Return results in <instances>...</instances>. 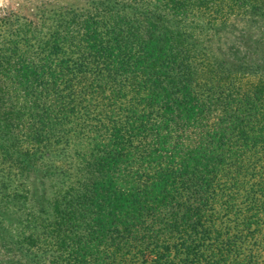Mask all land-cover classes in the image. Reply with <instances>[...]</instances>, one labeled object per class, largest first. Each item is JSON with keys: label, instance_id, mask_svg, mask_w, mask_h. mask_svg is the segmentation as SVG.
Listing matches in <instances>:
<instances>
[{"label": "trees", "instance_id": "1", "mask_svg": "<svg viewBox=\"0 0 264 264\" xmlns=\"http://www.w3.org/2000/svg\"><path fill=\"white\" fill-rule=\"evenodd\" d=\"M0 264H264V0L0 17Z\"/></svg>", "mask_w": 264, "mask_h": 264}, {"label": "rangeland", "instance_id": "2", "mask_svg": "<svg viewBox=\"0 0 264 264\" xmlns=\"http://www.w3.org/2000/svg\"><path fill=\"white\" fill-rule=\"evenodd\" d=\"M74 0H0V17H13L21 21H37V15L47 7L55 5H69ZM230 37V36H226ZM42 176L36 175L31 179L33 191L43 192L46 191L50 196L52 192L51 182H47L46 188L39 182ZM47 189V190H46Z\"/></svg>", "mask_w": 264, "mask_h": 264}]
</instances>
